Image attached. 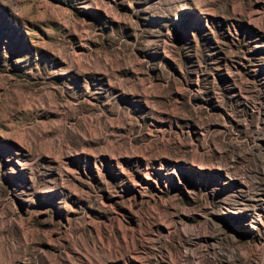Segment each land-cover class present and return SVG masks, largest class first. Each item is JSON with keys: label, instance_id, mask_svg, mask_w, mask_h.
<instances>
[{"label": "rangeland", "instance_id": "374dc122", "mask_svg": "<svg viewBox=\"0 0 264 264\" xmlns=\"http://www.w3.org/2000/svg\"><path fill=\"white\" fill-rule=\"evenodd\" d=\"M0 264H264V0H0Z\"/></svg>", "mask_w": 264, "mask_h": 264}]
</instances>
